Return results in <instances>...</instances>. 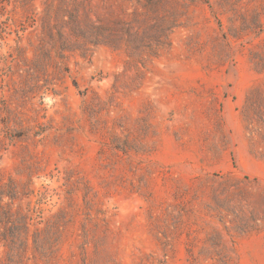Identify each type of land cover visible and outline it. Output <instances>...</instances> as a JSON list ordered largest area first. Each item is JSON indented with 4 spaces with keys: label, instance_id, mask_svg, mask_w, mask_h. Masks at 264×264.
Wrapping results in <instances>:
<instances>
[{
    "label": "rangeland",
    "instance_id": "374dc122",
    "mask_svg": "<svg viewBox=\"0 0 264 264\" xmlns=\"http://www.w3.org/2000/svg\"><path fill=\"white\" fill-rule=\"evenodd\" d=\"M262 112L264 0H0V264H264Z\"/></svg>",
    "mask_w": 264,
    "mask_h": 264
},
{
    "label": "trees",
    "instance_id": "16d2710c",
    "mask_svg": "<svg viewBox=\"0 0 264 264\" xmlns=\"http://www.w3.org/2000/svg\"><path fill=\"white\" fill-rule=\"evenodd\" d=\"M96 45H98V44H95V46ZM258 116H259L258 123L261 126L260 129H259V131H261V133H259V139H260V142H262V144H263V150H264V113L262 112ZM256 127H257V124H253L252 122L251 123L250 122L248 123V128H249V130L251 132L252 131H256ZM263 156H264V151H263Z\"/></svg>",
    "mask_w": 264,
    "mask_h": 264
}]
</instances>
